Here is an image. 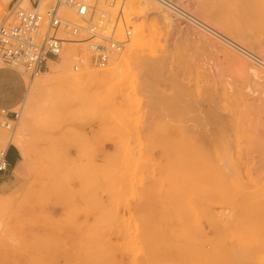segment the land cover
Listing matches in <instances>:
<instances>
[{
	"label": "rangeland",
	"instance_id": "obj_1",
	"mask_svg": "<svg viewBox=\"0 0 264 264\" xmlns=\"http://www.w3.org/2000/svg\"><path fill=\"white\" fill-rule=\"evenodd\" d=\"M8 5L1 2L0 23ZM184 6L264 61V0ZM121 13L144 29L137 49L131 33L115 61L88 66L120 62L121 69L56 87L26 118L21 136L31 167L18 177L13 166L0 172V264H264V191L239 199L240 188L255 193L264 183V66L165 8L168 22L158 13ZM42 73L47 65L35 77ZM219 119L214 141L223 146L202 159L222 162L225 171L205 168L209 185L195 196L183 177L196 158L181 147L196 136L190 125L216 129ZM23 194L43 196L36 211L7 214ZM223 223L236 228V238L222 232ZM170 240L180 242L178 252L161 245ZM233 248L240 260H230Z\"/></svg>",
	"mask_w": 264,
	"mask_h": 264
},
{
	"label": "bare ground",
	"instance_id": "obj_2",
	"mask_svg": "<svg viewBox=\"0 0 264 264\" xmlns=\"http://www.w3.org/2000/svg\"><path fill=\"white\" fill-rule=\"evenodd\" d=\"M12 0H0V16L2 13L1 9V2L5 4L11 2ZM113 1V7L119 6L121 9V12H123V7L129 9V12H134V14H137L138 12L140 13H145V14H152V13H158L161 15L162 19L166 22L169 21L170 16L166 13H163V8L167 9L174 15L185 18L195 25H197L200 29L212 34L213 36L217 37L219 40L223 41L225 44L228 46L238 50L242 54H245V51L243 48H241L237 43L234 41L230 40L227 38L225 35L222 33L218 32L216 29H214L211 25H209L206 21H204L201 18H198L194 16L193 14L189 13V11L185 8L184 3L187 0H112ZM152 1V2H151ZM200 0H195V2H198ZM55 4V3H54ZM39 11H43L51 6H53V2L51 0H40L39 1ZM24 8H29V3L25 2L23 5ZM163 7V8H161ZM62 8H60V11H62ZM64 9V8H63ZM67 15V14H66ZM123 15V13H122ZM125 25L129 28V37L130 34L132 33V38L130 40V47L132 48V51L137 49L141 39L143 38L144 35V29L141 26H130L129 24L126 23ZM128 37V41H129ZM127 41V42H128ZM72 47V46H71ZM68 48V46H67ZM67 48L64 51H61L60 54H58L57 59L58 61H52L53 59L47 58L45 62V66L47 65V69L49 73H42L40 77H32L26 80V78L22 74H17L12 72L13 68L10 69H5L0 62V71H9L12 74L16 76V82L19 83V87L16 90V94H10V89H9V80L6 79L5 77L0 76V98L8 97L10 100V106H8L6 109L12 110L13 107L19 106L20 110H16L19 112L17 122L11 132L0 129L1 131L6 132L9 135V139L5 138L3 134L0 133V158H3V162L5 163L6 167L4 168V171L6 170L8 164L5 161L4 158V152L7 149L8 146H12L18 153L19 159L15 161V163L12 165L13 166V175L15 177L21 176L25 173V171L31 167V160H30V155L28 153L27 146L25 145L21 132L25 126L26 118H29L32 113L34 112V109L36 108L37 105L42 104V103H47L56 93L54 91L56 87H60V85H66V86H79L84 83H87V81L90 80H98V79H104L107 77H110L113 74H116L122 67L121 63L118 62L115 65H112L111 67L104 69V70H90L89 67H84L83 69H78V70H73V63L70 65L69 57H74L77 56L78 54V49H73L72 52H67ZM121 55V54H120ZM119 55V56H120ZM249 56V55H247ZM60 57V58H59ZM250 58L254 59L253 57L249 56ZM257 61L259 64L264 66V61H258V59H254ZM2 64V65H1ZM95 67V66H94ZM8 68V67H7ZM70 69L72 71H79V73H71ZM16 72H20L19 69H14ZM14 96V97H13ZM205 105V103H195L196 107H202ZM1 109L4 110V106H0ZM198 109V108H197ZM198 114H201V111L198 110ZM20 115H23V118L21 120L20 126H19V131L14 134L16 127L18 125ZM205 116V114H203ZM203 117H200L202 119ZM198 116L194 117L193 121H197ZM220 126L216 129H206L205 127L201 129H195L193 126H189L187 128L188 132H199L196 133L195 137L192 136H186L184 138V145L181 147V150L187 154H189L192 157H195L196 160L194 161V164L191 168L192 171H185L186 174L184 175L183 179L187 180L189 185H193L191 189L194 190V195H202V193L197 191V187L200 184H203L204 187L209 185V178L208 176L203 174V170L205 168H213V170L216 171H221L225 168V164L222 162L216 161L213 162V165L208 164V162H205L202 159V156L204 153H208L209 151H213L218 147L223 146V142L220 144L216 143L214 141V134L215 133H220L222 132V120L219 119ZM207 122H205L206 124ZM186 133V132H185ZM187 134V133H186ZM2 163V161H1ZM227 168L230 167V163L226 162ZM2 167V164L0 165V168ZM34 171H36V174H38V171L33 167L32 168ZM225 171V169H224ZM3 172V171H2ZM37 178V177H35ZM258 182L255 183V185ZM257 187V186H256ZM245 188V187H244ZM240 188L239 191V199L244 201V200H250L251 198H262L263 194L262 192L264 191V183L258 187L255 193L253 191L247 190V188ZM192 194V193H191ZM43 199V196L38 194L37 196H33V194H23L22 195V201L17 205L15 209L12 211L7 212L9 215H27L31 214L32 212L36 211L33 210L36 206V203L40 200ZM46 208L45 206L42 207V209ZM227 225V226H226ZM222 229L223 233L228 234L232 236V238H236V234L239 232H236V228L234 226H230L228 224L223 223ZM236 232V233H235ZM234 233V234H233ZM232 234V235H231ZM213 237H217V235H214ZM170 237L168 238V240ZM236 240V239H235ZM212 240H207L206 243H210ZM162 246L168 248V250H171L172 252L180 249V242L178 243H171V240L168 242H162ZM234 250L231 251V257L230 260H233V258L240 260L241 255H240V250L233 248ZM210 264H217V263H210Z\"/></svg>",
	"mask_w": 264,
	"mask_h": 264
},
{
	"label": "built area",
	"instance_id": "obj_3",
	"mask_svg": "<svg viewBox=\"0 0 264 264\" xmlns=\"http://www.w3.org/2000/svg\"><path fill=\"white\" fill-rule=\"evenodd\" d=\"M39 1L12 0L0 23V62L19 69L28 79L46 68L47 58L57 59L67 46L79 50L72 57L73 70H78L106 67L128 43L130 32L121 11L115 15L109 11L114 8L112 0H51L53 6L43 11ZM25 2L29 8L23 7ZM18 115L0 108V129L11 132ZM2 159L0 172L6 167Z\"/></svg>",
	"mask_w": 264,
	"mask_h": 264
},
{
	"label": "crops",
	"instance_id": "obj_4",
	"mask_svg": "<svg viewBox=\"0 0 264 264\" xmlns=\"http://www.w3.org/2000/svg\"><path fill=\"white\" fill-rule=\"evenodd\" d=\"M0 76L5 77L6 79L9 80L10 94H13V95L16 94V90L19 87V83L16 82L15 80L16 76L14 75V73L12 74L11 72L4 70V71H0ZM10 104L11 103L8 97L0 98V106H4L6 109L8 106H10ZM10 152H11L12 158L8 162L7 157ZM17 157H18V153L14 149L7 147V149L4 152V158L9 167L15 163V161L18 159Z\"/></svg>",
	"mask_w": 264,
	"mask_h": 264
}]
</instances>
